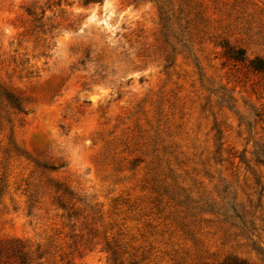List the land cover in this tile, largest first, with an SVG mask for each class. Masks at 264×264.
Here are the masks:
<instances>
[{
	"label": "rangeland",
	"instance_id": "374dc122",
	"mask_svg": "<svg viewBox=\"0 0 264 264\" xmlns=\"http://www.w3.org/2000/svg\"><path fill=\"white\" fill-rule=\"evenodd\" d=\"M83 1L0 0V264H264V0Z\"/></svg>",
	"mask_w": 264,
	"mask_h": 264
},
{
	"label": "trees",
	"instance_id": "16d2710c",
	"mask_svg": "<svg viewBox=\"0 0 264 264\" xmlns=\"http://www.w3.org/2000/svg\"><path fill=\"white\" fill-rule=\"evenodd\" d=\"M104 0H84L83 1V5L87 6L88 4H94V3H103ZM159 1V9H160V18H161V31H165L168 30V25L166 24V22H168V10H167V5L166 2L164 0H158ZM49 9H51V6H48L47 8L42 9L41 14H39V18L37 17V15L31 10V9H27V13L30 16H33V21H39V28L44 25V17H46V19H50V16H46V11ZM243 51L241 49H234L232 47H229V49L227 50V55L229 56V58L235 59V60H245V56L243 55ZM250 65L256 69V70H264V59L259 58V57H255L253 59L250 60ZM0 98L2 99V101H5V105L6 106H10L12 108H14L15 110L19 111V112H24V107H23V103L22 100L16 96L13 93H10L6 90H1L0 91ZM264 158V157H263ZM260 161L264 162V159H260ZM224 264H247V262L245 260H242L238 257H227V259L225 260Z\"/></svg>",
	"mask_w": 264,
	"mask_h": 264
}]
</instances>
